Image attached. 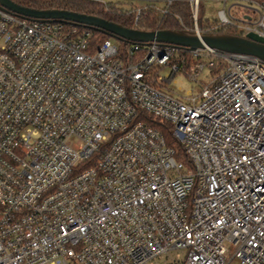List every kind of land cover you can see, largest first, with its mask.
I'll use <instances>...</instances> for the list:
<instances>
[{"label": "built area", "instance_id": "2783aa9c", "mask_svg": "<svg viewBox=\"0 0 264 264\" xmlns=\"http://www.w3.org/2000/svg\"><path fill=\"white\" fill-rule=\"evenodd\" d=\"M91 1L142 29L176 0ZM185 1L182 29L264 37V0H219L203 28ZM122 41L0 7V264H264V60Z\"/></svg>", "mask_w": 264, "mask_h": 264}, {"label": "water", "instance_id": "95a60500", "mask_svg": "<svg viewBox=\"0 0 264 264\" xmlns=\"http://www.w3.org/2000/svg\"><path fill=\"white\" fill-rule=\"evenodd\" d=\"M0 7L18 15L38 20H65L75 24L89 26L108 33L111 37L133 42L148 43L159 41L190 49L206 46L226 52L256 55L264 60V37L256 33L246 36L226 32H205L199 35L196 31L187 29H136L123 26L106 18L79 13L64 9H35L22 6L13 0H0Z\"/></svg>", "mask_w": 264, "mask_h": 264}, {"label": "trees", "instance_id": "16d2710c", "mask_svg": "<svg viewBox=\"0 0 264 264\" xmlns=\"http://www.w3.org/2000/svg\"><path fill=\"white\" fill-rule=\"evenodd\" d=\"M14 2L29 8H35L40 10L45 9H64L70 11H76L79 13H85L89 15H96L108 20L117 22L126 27H132V20L130 17L123 16L118 13L116 9L107 11L101 4L91 0H13ZM182 20V22H181ZM199 26L201 28L207 25L206 20L200 17L199 12ZM187 27H192L194 24L193 15L190 3L185 0H176L173 2L170 9V13L166 15H157L154 18L148 19L140 24V28L145 30L154 29H182L183 24ZM216 32H226L224 29L216 30ZM92 34L95 41H103L110 37L106 32L92 28ZM126 45L125 41L121 43ZM153 125L160 129L166 136L169 143H174L172 136V127L167 122H161L159 120H153Z\"/></svg>", "mask_w": 264, "mask_h": 264}, {"label": "rangeland", "instance_id": "374dc122", "mask_svg": "<svg viewBox=\"0 0 264 264\" xmlns=\"http://www.w3.org/2000/svg\"><path fill=\"white\" fill-rule=\"evenodd\" d=\"M118 2L125 8L132 5H137L136 2L128 0H107ZM223 7V2L219 0H202L200 4V17L206 20L209 24H214L218 21V11ZM243 13L240 9L239 15ZM167 72V71H165ZM212 76L211 69L206 67L198 76L199 81H208ZM199 83L190 79L186 74L182 73L176 77V81L170 84V87L180 94H185L189 90H195ZM186 257L185 249H172L160 256H157L145 264H184Z\"/></svg>", "mask_w": 264, "mask_h": 264}]
</instances>
